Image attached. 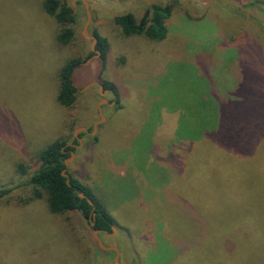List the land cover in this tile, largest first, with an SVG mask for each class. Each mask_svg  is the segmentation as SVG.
<instances>
[{"label":"rangeland","instance_id":"1","mask_svg":"<svg viewBox=\"0 0 264 264\" xmlns=\"http://www.w3.org/2000/svg\"><path fill=\"white\" fill-rule=\"evenodd\" d=\"M59 1L73 23L60 24L44 0H0V188L10 190L0 198V264L113 261L87 218L52 212L30 182L39 152L77 130L67 171L114 218L116 230L98 235L121 262L264 264V0H87V26L83 2ZM156 3L172 6L162 39L114 22ZM72 58L77 90L64 106L59 72ZM98 105L105 119L83 131L101 119ZM219 109L218 145L205 135Z\"/></svg>","mask_w":264,"mask_h":264},{"label":"trees","instance_id":"2","mask_svg":"<svg viewBox=\"0 0 264 264\" xmlns=\"http://www.w3.org/2000/svg\"><path fill=\"white\" fill-rule=\"evenodd\" d=\"M43 5L49 14L55 15V18L60 24H65L66 22L73 23L75 21L76 15L73 8L66 2L60 3L59 0H44ZM171 8L172 6L169 4H151L146 9L143 16L138 20H136L131 13H125L115 16L114 22L121 27L122 32L125 35L143 34L150 39H162L166 34L165 20L170 15ZM71 36V30L64 29L63 32L58 35V40L61 42H67ZM95 36L97 38L96 50L100 51L101 58L104 59L106 53L105 40L97 34ZM92 54L93 52H90L89 56ZM79 64V59H69L59 72L57 100L64 106H70L75 101V93L77 89L73 84L71 76L74 69ZM103 86L104 89L108 88L106 84H103ZM241 114L247 115L243 111ZM244 122H246V120ZM246 126L247 125H245L244 128H246ZM223 127H225L223 113H221L219 109L218 129L215 133L211 132L212 134L205 135L206 139L212 140L219 145L220 140H222L221 136ZM251 129L252 128L246 130L248 133L245 131V137H251ZM82 134L83 133L80 135ZM216 140H218V142ZM71 143L78 144L77 138L74 137ZM248 146L251 148V143ZM70 150L75 151L76 148L67 144V142L63 140L52 142L41 150L38 156V165L30 177V182L46 192L49 208L52 212L58 213L77 210L83 217L89 220V224L91 221H94V225L91 226L92 229H98L104 233H111L113 231L112 226L115 224L112 215L107 210L103 209L92 193L76 178L72 177L68 171L69 182H67L66 177L61 174L62 170L66 167L64 160L70 155ZM251 151L252 148L249 150L247 147L246 151L240 152L248 154ZM9 191L8 188H0V198L6 195ZM79 192H83L86 196H79ZM37 195L39 194L37 193ZM87 198H90L94 202V208L88 202ZM93 212H95V215H93ZM234 244L235 242L232 244V250L234 249ZM253 246L255 252L258 253L256 249L260 246L259 242L254 241ZM233 252H235V249L229 256H231ZM241 252L244 253L242 250ZM231 257L232 259H235V257Z\"/></svg>","mask_w":264,"mask_h":264},{"label":"water","instance_id":"3","mask_svg":"<svg viewBox=\"0 0 264 264\" xmlns=\"http://www.w3.org/2000/svg\"><path fill=\"white\" fill-rule=\"evenodd\" d=\"M79 1L83 2L84 5H85V7H86V11H87V21H86V25H85V26H87V24H88V22H89V20H90V11H89V9H88V2H87V0H79ZM75 3H76V1L73 0V4H75ZM93 40H94V42H95V41H96V37H93ZM95 51H96V54H98V51H97V50H95ZM88 60H89V59H88ZM98 110H99V114H100V116H101V119H99V120L93 125L92 131H90V132H89V130H88L86 127H80V128L83 129V131L93 134V133L95 132V130L97 129V124L101 123V122L105 119L104 115L102 114V110H101V106H100V105H98ZM78 131H79V130L75 131V137H76L77 140H78V144H77V145H74L73 143H68L69 145H72V146H74L75 148H77V147L80 145V143H81L80 138L77 136V132H78ZM74 155H75V152H74V151H70V155H69L68 157H66L65 160H64V163H65V166H66V167L62 170L61 174H62L64 177H66V181H67V182H69L68 173H67L68 161H69L72 157H74ZM79 196H81V197H85L86 195H85L83 192H79ZM87 200H88V202L92 205V207L94 208V207H95L94 202H93L90 198H87ZM93 215H95V212H93ZM90 224H91V226L94 225V221H91ZM112 230H113V232L116 230L114 226H112ZM100 232H101V231L98 230V229H93L94 237L96 238V241H97V243H98L99 248L102 249V250H105V251H110V250H112V251L115 252V257H114L113 261H109L107 264H128V263H126V262H121V261L119 260V256H118V255H119V249H118L117 247H115V246H106V245H104V244L102 243V240H101V238H100L99 235H98V233H100Z\"/></svg>","mask_w":264,"mask_h":264},{"label":"flooded vegetation","instance_id":"4","mask_svg":"<svg viewBox=\"0 0 264 264\" xmlns=\"http://www.w3.org/2000/svg\"><path fill=\"white\" fill-rule=\"evenodd\" d=\"M79 1V0H78ZM74 145H77V144H74ZM71 151V150H70ZM111 251V250H110Z\"/></svg>","mask_w":264,"mask_h":264}]
</instances>
